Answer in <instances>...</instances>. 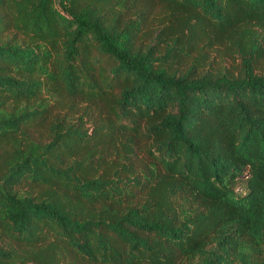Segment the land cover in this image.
I'll list each match as a JSON object with an SVG mask.
<instances>
[{
  "label": "trees",
  "instance_id": "1",
  "mask_svg": "<svg viewBox=\"0 0 264 264\" xmlns=\"http://www.w3.org/2000/svg\"><path fill=\"white\" fill-rule=\"evenodd\" d=\"M0 264H264V0H0Z\"/></svg>",
  "mask_w": 264,
  "mask_h": 264
}]
</instances>
